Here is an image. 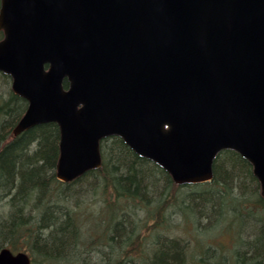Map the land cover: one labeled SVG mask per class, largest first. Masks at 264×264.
I'll return each instance as SVG.
<instances>
[{
    "label": "water",
    "instance_id": "95a60500",
    "mask_svg": "<svg viewBox=\"0 0 264 264\" xmlns=\"http://www.w3.org/2000/svg\"><path fill=\"white\" fill-rule=\"evenodd\" d=\"M0 30L28 103L13 134L58 125L59 181L100 169L117 136L177 185L235 151L264 198V0H1ZM0 264L32 262L3 248Z\"/></svg>",
    "mask_w": 264,
    "mask_h": 264
},
{
    "label": "trees",
    "instance_id": "16d2710c",
    "mask_svg": "<svg viewBox=\"0 0 264 264\" xmlns=\"http://www.w3.org/2000/svg\"><path fill=\"white\" fill-rule=\"evenodd\" d=\"M9 86L10 78L0 73V250L25 251L32 264H94V257L84 256L91 249H98L102 264H212L208 246L192 247L190 234L178 233L226 220L230 231L245 216L254 222L248 231L254 238L230 259L264 264V199L251 165L238 153L217 156L211 182L177 186L158 165L111 137L101 143L100 169L62 183L55 172L58 126L46 123L13 137L27 103ZM93 202L100 203V213H84ZM91 216L108 220L103 228H84ZM215 258L227 264L223 254Z\"/></svg>",
    "mask_w": 264,
    "mask_h": 264
},
{
    "label": "rangeland",
    "instance_id": "374dc122",
    "mask_svg": "<svg viewBox=\"0 0 264 264\" xmlns=\"http://www.w3.org/2000/svg\"><path fill=\"white\" fill-rule=\"evenodd\" d=\"M9 88L11 89V82ZM196 189V188H195ZM193 190L197 192V190ZM100 203L98 202H93L90 205H84L83 207V212L86 214H92V215H97L100 213ZM138 214L141 216L143 215L142 210H137ZM176 220H174L175 224H178V221L180 220L178 216H175ZM230 219V218H229ZM86 225L84 228H90L91 230H95L96 228L100 227L103 228V226L106 224V221L108 220V216L104 217H96V216H91V218L86 219ZM254 225V222H250L247 217H243V219H235V228L232 227V230H228V220L224 222H217L213 223L211 228H207V230L203 229L201 226H199V230L196 228L190 226L189 228H185L183 231H180L178 234L185 236L184 234H190V237H188L191 241V246H197L200 244L208 246L210 249L207 251V261L212 264H216L215 262L217 259L215 257H219L220 254H223L227 260V264H232V260L230 259L229 255H232L233 251L236 253V248L238 250L240 247L242 248L244 241H247V239H253L254 237L248 232L251 230V226ZM201 227V228H200ZM83 228V230H84ZM205 230V231H204ZM98 232V231H97ZM184 233V234H183ZM232 233V234H231ZM85 236V234H84ZM238 236L241 238L242 244L239 243L238 241ZM186 237V236H185ZM232 242V243H231ZM235 244V246H234ZM198 249V247H197ZM202 251H199V253ZM203 254V252H202ZM204 255V254H203ZM205 255V256H206ZM84 256L86 258H92L94 257L93 261L94 264H102L100 258L101 257L100 253L97 250H90V253H85ZM205 256H202L205 258ZM264 262V257L262 258ZM105 263V262H104Z\"/></svg>",
    "mask_w": 264,
    "mask_h": 264
}]
</instances>
